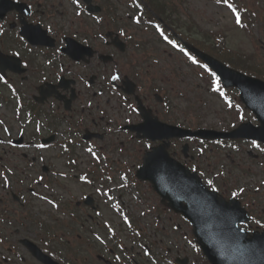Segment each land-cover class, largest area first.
I'll list each match as a JSON object with an SVG mask.
<instances>
[{"label":"flooded vegetation","instance_id":"af4514ba","mask_svg":"<svg viewBox=\"0 0 264 264\" xmlns=\"http://www.w3.org/2000/svg\"><path fill=\"white\" fill-rule=\"evenodd\" d=\"M11 1L0 0V264H204L200 256L188 255L185 236L192 227L186 220L174 216L136 179H127L123 188L118 180L109 181L118 170L119 151L106 140L109 134L102 125L108 121L109 127L111 119L126 113L113 99L103 108L86 104L89 93L96 92L92 78L94 86L105 74L103 87H98L102 95L112 98L119 90L111 79V63L103 64L100 55L108 53L109 29L126 27L129 0H92L102 8L100 14L91 13L89 0ZM95 45H101L98 55L79 60L75 47ZM250 61L252 75L264 80V57ZM41 87L45 100L39 103ZM147 109L162 116V108ZM87 135L90 143L105 144L99 161L89 152L42 153L51 146L44 139L54 136L72 147L85 144ZM176 142L172 149L178 159ZM127 156L133 158L131 151ZM54 159L64 163L63 176L49 165ZM64 177L65 185L59 180ZM107 187L115 189L110 200ZM133 194L140 195L142 204ZM245 207L264 223L263 202ZM136 220L145 233L134 229L131 221Z\"/></svg>","mask_w":264,"mask_h":264},{"label":"rangeland","instance_id":"374dc122","mask_svg":"<svg viewBox=\"0 0 264 264\" xmlns=\"http://www.w3.org/2000/svg\"><path fill=\"white\" fill-rule=\"evenodd\" d=\"M201 4L202 8L198 7L199 14L196 17L198 21L215 31H226L228 33V45L238 49L244 48L248 50L251 48V44H249V40L244 33H240L234 27L229 11L213 5L209 0H201ZM146 30L142 28L139 32H135L137 41L144 44V47H131L129 53L124 58L122 57L121 72L129 77L131 74L134 77L142 74L139 81L143 80L142 82L147 84L145 81L150 79L147 75L149 73L160 80L164 77V68L169 63L168 60H170L174 94H172V119L169 121L175 120L176 125H184L191 129L200 125L209 126V128H214V125L231 126L230 123L237 119L236 115L233 114L234 112H225L223 102L210 91L214 87L211 76L208 74L206 76L200 68L196 69L191 66L188 58L170 43L169 53L168 47L158 42L152 31ZM133 66H138L137 71ZM102 101L105 103L106 99L104 98ZM226 114L229 115L227 116ZM50 155L53 157L55 153H50ZM54 162L55 159L52 163ZM244 164H246V168L250 169L251 173L249 175L238 179L237 176L242 174V171H238V169L233 170L230 174L237 177L236 180L240 181V185L247 186L258 181V174L262 176V168L248 161ZM62 170H65L64 166ZM71 183V181H68L69 185Z\"/></svg>","mask_w":264,"mask_h":264},{"label":"snow or ice","instance_id":"6c2138e0","mask_svg":"<svg viewBox=\"0 0 264 264\" xmlns=\"http://www.w3.org/2000/svg\"><path fill=\"white\" fill-rule=\"evenodd\" d=\"M216 2L218 3V4H224V5H226L227 6V8H229V9H231V11L233 12V14L235 15V22H236V24L237 25H240L241 24V18H240V15L238 14V12H237V10H236V8H235V6H234V4L233 3H229V0H216ZM74 3H78V0H74ZM79 14V13H78ZM137 22H139L138 20H137ZM168 43H170V44H173V46L174 47H178L176 44H175V42H173V41H168ZM181 51H184L183 49H180ZM186 55H187V53H185ZM15 55H19V53H15ZM189 59L192 61V63H197V61L193 58V57H191V56H189ZM206 67V66H205ZM213 75H215V74H213ZM111 79L113 80V81H116V80H119L120 79V77H119V75L117 74V75H113L112 77H111ZM0 80H4V77L3 76H0ZM6 82V81H5ZM214 90H218V87L217 88H214ZM89 151H91V150H89ZM42 179V178H41ZM209 183H211V182H209ZM241 191H243V189H241ZM233 195L235 196L236 195V193H233ZM53 206H56V205H53ZM125 222H127V218H125ZM97 239H99V237H97Z\"/></svg>","mask_w":264,"mask_h":264},{"label":"water","instance_id":"95a60500","mask_svg":"<svg viewBox=\"0 0 264 264\" xmlns=\"http://www.w3.org/2000/svg\"><path fill=\"white\" fill-rule=\"evenodd\" d=\"M210 60V59H209Z\"/></svg>","mask_w":264,"mask_h":264}]
</instances>
